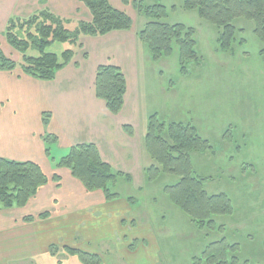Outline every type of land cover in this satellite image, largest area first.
Segmentation results:
<instances>
[{
	"label": "rangeland",
	"instance_id": "374dc122",
	"mask_svg": "<svg viewBox=\"0 0 264 264\" xmlns=\"http://www.w3.org/2000/svg\"><path fill=\"white\" fill-rule=\"evenodd\" d=\"M143 2L165 6L168 15L163 22L194 28L197 50L202 57L199 63L191 61L181 66L176 50L172 56L154 61L143 45L138 68L139 94L132 95L131 105L133 102L134 106L138 105L136 115L140 124L134 125V134L141 138L138 146L145 168L158 166L145 147L144 137L151 115L158 113L161 120L194 125L200 135L214 145L215 152L193 153V172L208 178L205 188L210 195H229L234 213L216 217L213 231H200L164 192L165 186L178 178L162 174L147 182L146 174L141 172L140 182L139 176L133 175L136 187L124 179L116 184L122 197L135 200L129 203L131 211L126 214L128 222L124 233L117 230L120 236L129 232V237L120 244L112 237L116 230L113 223L104 227L102 219L94 223V226L102 225L99 227L102 232L88 247L96 248L94 251L101 255L103 264H153L144 262V257L154 259V253L157 254L156 264H190L210 242L226 238L229 243L240 244L243 255L240 264H264V57L260 54L262 45L253 33L254 24L239 20L236 25L243 31L238 35L239 42L233 50L222 52L216 29L196 11L183 9V0ZM127 12L137 31L142 30L146 17L139 15L133 6ZM0 41L7 44L2 36ZM66 49L71 46L56 43L47 52L61 56ZM10 50L17 59L19 54ZM34 52L31 49L28 53L37 55ZM134 106L128 111L129 115ZM141 163L144 165L143 160L135 158L133 166ZM220 226L224 227L223 231ZM145 240L147 251L139 253L141 260L134 261L131 254L136 253ZM82 241L75 238L72 243L81 245ZM60 251L63 256V250Z\"/></svg>",
	"mask_w": 264,
	"mask_h": 264
},
{
	"label": "crops",
	"instance_id": "0c3cea01",
	"mask_svg": "<svg viewBox=\"0 0 264 264\" xmlns=\"http://www.w3.org/2000/svg\"><path fill=\"white\" fill-rule=\"evenodd\" d=\"M109 2L126 13L132 6L122 0ZM44 10L75 22L92 19L89 9L79 0H0V37L6 42L4 33L12 18L28 19ZM138 32L133 25L130 31L82 37L83 48L76 50L74 60L50 82L25 75L19 66L12 72L0 70V157L34 162L49 179L26 207L11 210L0 207V264H82L65 248L98 254L94 251L96 248L88 246L102 232L99 228L102 225L94 226L102 219L104 227L113 223L116 230H112V237L120 244L129 237V232L120 236L117 231L124 233L128 222L126 214L131 207L127 197L107 202L101 191L88 192L68 169L57 168L52 158L60 159L77 145L95 144L103 160L115 171L132 177L136 174L137 180L142 181L140 175L146 168L138 146L141 138L137 133L130 136L124 131L126 125L140 124L136 115L138 105L134 106V102L131 105L132 95L139 94L138 68L143 44ZM0 48L19 65L21 55L17 52L19 57L15 59L16 54L10 50L13 48L8 42L0 41ZM109 64L121 68L127 79L126 103L119 115H112L106 103L96 96L97 69ZM133 106V113L129 115ZM45 113L51 117L47 127L43 123ZM47 135L57 138V143L49 147L52 158L46 154ZM135 158L143 160L144 165L133 166ZM56 175L61 178L59 183L53 180ZM132 183L136 187L134 177ZM44 213L50 214L49 218L39 217ZM27 217H33L34 221L27 222ZM75 238L82 239L83 243L75 245L72 243ZM141 242L139 250L131 254L134 261L141 260L139 253L148 249L147 241ZM52 246L57 247L56 255L51 253ZM61 249L65 256H61ZM156 255L154 253V259L144 257V262L156 264Z\"/></svg>",
	"mask_w": 264,
	"mask_h": 264
},
{
	"label": "trees",
	"instance_id": "16d2710c",
	"mask_svg": "<svg viewBox=\"0 0 264 264\" xmlns=\"http://www.w3.org/2000/svg\"><path fill=\"white\" fill-rule=\"evenodd\" d=\"M79 1L89 9L91 21L75 22L48 10L40 11L28 19L12 18L4 37L21 55V59L18 65L0 48V70L12 72L19 66L25 75L50 82L74 60L76 50L83 48L82 37L105 36L116 31L132 30L133 20L129 14L116 9L109 0ZM122 1L125 5H132L139 15L146 17L147 23L137 35L154 61L172 56L178 50L181 66L191 61L201 62L194 28L163 22L168 15L167 8L163 5H147L143 0ZM182 8L196 11L202 20L216 29L218 47L222 52L233 50L239 42L238 35L243 32L236 25L239 20L253 23V33L262 45L260 54L264 57V0H183ZM56 43L69 44L71 49H66L61 56L48 53L47 49ZM31 49L37 55H29ZM95 88L96 96L106 103L112 115H119L123 111L128 85L121 68L112 64L100 66L96 73ZM50 118V114H44V126L47 127ZM124 131L130 136L134 135V129L130 125L124 126ZM45 143L48 144L46 154L52 158L50 148L57 143V138L47 135ZM145 147L158 165L146 169L147 182L154 181L162 174L178 178L176 182L166 185L164 192L198 230L213 231L217 225L216 217L234 213L230 196L210 195L205 188L208 178L193 172L192 154H205L215 150L214 145L201 136L194 125L161 120L159 114L155 113L148 120ZM52 160L56 162L57 168L68 169L88 192L101 191L109 203L122 198L116 190L120 179H124L127 184L133 182L130 174L115 171L105 162L95 144L74 146L60 159ZM53 180L60 182L57 175ZM48 181L38 164L0 157V207L6 210L26 207ZM127 201L135 203L131 197H127ZM49 216L50 214L44 213L39 217L47 219ZM26 221L32 222L34 218L27 217ZM220 230L223 231L224 227L220 226ZM65 250L69 255L77 256L82 264H103L98 254L70 247ZM240 250V244L229 243L224 238L206 245L200 255L191 259L190 264H240L243 256ZM56 252L57 247L52 246L51 253L56 255Z\"/></svg>",
	"mask_w": 264,
	"mask_h": 264
}]
</instances>
